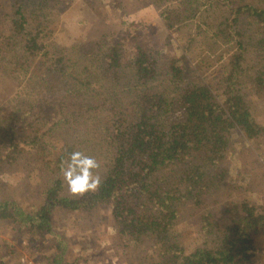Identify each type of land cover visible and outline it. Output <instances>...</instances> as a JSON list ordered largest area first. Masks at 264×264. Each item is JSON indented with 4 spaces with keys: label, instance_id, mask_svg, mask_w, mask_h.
I'll return each mask as SVG.
<instances>
[{
    "label": "trees",
    "instance_id": "1",
    "mask_svg": "<svg viewBox=\"0 0 264 264\" xmlns=\"http://www.w3.org/2000/svg\"><path fill=\"white\" fill-rule=\"evenodd\" d=\"M47 2L0 0L1 68L9 67L7 75L20 81L27 78L29 86L0 107V170L25 153L40 155L50 175L39 206H24L0 189V225L17 235L53 238L49 264H71L52 214L57 208L89 213L104 205L123 248L148 245L135 264H257L264 206L243 201L240 217L223 223L213 221L207 206L217 203L216 191L228 177L233 133L247 140L264 135L250 102L254 92L264 94V0H178L176 8H165L161 19L170 35L191 27L187 21H195L196 8L208 19L193 27L177 57L163 48L165 71L158 64L161 51L138 37L125 11L118 41L101 37L52 49ZM203 38L220 47L216 59L209 62L199 50L189 64L191 42ZM213 63L219 73L207 82L198 84L186 73L189 66L195 75ZM49 136L60 138L58 150L48 145ZM73 152L94 157L101 178L94 191L75 197L64 192L61 180ZM186 210L202 211L203 242L192 250L176 228Z\"/></svg>",
    "mask_w": 264,
    "mask_h": 264
},
{
    "label": "rangeland",
    "instance_id": "2",
    "mask_svg": "<svg viewBox=\"0 0 264 264\" xmlns=\"http://www.w3.org/2000/svg\"><path fill=\"white\" fill-rule=\"evenodd\" d=\"M110 1L48 0L46 5L53 18V32L47 38L50 47L66 51L74 44L98 40L101 37L116 42L124 36L121 15L125 11V17L137 25L138 37L144 40L149 48L161 51L158 54V64L159 68L165 71L167 64L163 48H166L170 55L177 57L180 49L189 42L188 36L194 33L193 27L207 19L203 12L198 15L196 8V16L192 18V21H195L187 19L188 23H193L191 27L170 35L161 19V12L165 8H176L178 0H161L159 6L151 0H120L116 6ZM205 40L206 38H203L198 40V43L191 42L192 49L189 50L192 55L188 58L189 64L196 62L195 56L199 50L198 55L208 57L209 62L216 59L215 54L219 52L220 47H212ZM8 69L9 67L1 68L0 65V107L10 104L15 97H22L29 91L27 78L20 81L9 76ZM191 71L192 67L189 66L187 75L199 84L214 78L219 73V68L213 63L211 68L206 67V71L196 72L195 75ZM250 96L252 114L259 123L264 124V94L254 92ZM44 132L45 128H42L41 133ZM48 145L55 146L56 151L61 145V140L57 136H49ZM31 154H35V151H31ZM29 156L24 153L21 162L7 165L0 170V189L3 194L15 198L24 206H39L43 202L50 175L41 167L40 155L37 158ZM226 163L229 173L224 187L216 191V194H219L217 203L213 204V200H209L207 206L212 210L213 221L216 222L217 219L222 223L228 222L229 217H240L239 206L243 201L264 206V135L255 140H247L238 133H233ZM61 177L64 192L73 197L77 196L78 194L74 195L69 191L64 176ZM90 211L86 213L57 208L52 214L54 231L65 239V246H62L65 251L64 258L71 264L139 262L142 258L141 252L145 253L148 245L139 249L123 248L112 225L110 207L100 205ZM184 214L186 216L180 218L176 228L182 244L192 250L203 242L198 223L202 211L186 210ZM34 237L17 235L11 226L0 225V250L4 264H49L55 252L53 238ZM256 242L262 249L256 262L264 264V233L257 236Z\"/></svg>",
    "mask_w": 264,
    "mask_h": 264
},
{
    "label": "clouds",
    "instance_id": "3",
    "mask_svg": "<svg viewBox=\"0 0 264 264\" xmlns=\"http://www.w3.org/2000/svg\"><path fill=\"white\" fill-rule=\"evenodd\" d=\"M99 166V162L90 155L81 152L71 153L66 167L62 169L69 191L74 195L94 191L101 183L100 176L94 172Z\"/></svg>",
    "mask_w": 264,
    "mask_h": 264
}]
</instances>
